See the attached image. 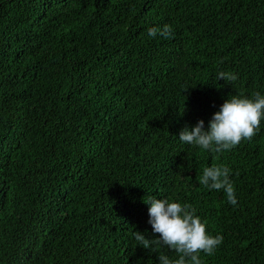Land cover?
<instances>
[{
    "label": "trees",
    "instance_id": "trees-1",
    "mask_svg": "<svg viewBox=\"0 0 264 264\" xmlns=\"http://www.w3.org/2000/svg\"><path fill=\"white\" fill-rule=\"evenodd\" d=\"M165 24L173 38L148 36ZM257 91L264 0H0V264L177 259L148 223L153 196L223 236L202 264H264V120L220 154L179 140ZM213 165L235 206L199 184Z\"/></svg>",
    "mask_w": 264,
    "mask_h": 264
},
{
    "label": "clouds",
    "instance_id": "clouds-1",
    "mask_svg": "<svg viewBox=\"0 0 264 264\" xmlns=\"http://www.w3.org/2000/svg\"><path fill=\"white\" fill-rule=\"evenodd\" d=\"M151 38H173L170 25L151 27L147 30ZM218 81L223 79L229 84L238 77L235 74L219 72ZM264 120V95L259 91L251 97L244 95H230L215 112L208 122L199 120L191 129L185 127L179 133V140L185 144L197 146L204 150L220 154L230 151L241 143L242 140H251L260 131L261 121ZM227 166L213 165L205 167L199 177V184L210 190H223L229 204L235 206L237 199L235 189L230 180ZM148 223L154 234H159L156 243L167 246L177 253V259H171L165 254H159V264H202L200 253L208 256L223 242V236H212L206 231V221L196 215V209L190 204L171 202L168 199L150 197ZM134 237L145 249H149L150 242L144 234L135 231Z\"/></svg>",
    "mask_w": 264,
    "mask_h": 264
}]
</instances>
